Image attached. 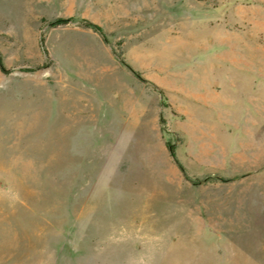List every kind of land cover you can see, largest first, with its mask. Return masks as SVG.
Listing matches in <instances>:
<instances>
[{"label": "rangeland", "instance_id": "rangeland-1", "mask_svg": "<svg viewBox=\"0 0 264 264\" xmlns=\"http://www.w3.org/2000/svg\"><path fill=\"white\" fill-rule=\"evenodd\" d=\"M0 55V264H264V0H0Z\"/></svg>", "mask_w": 264, "mask_h": 264}, {"label": "trees", "instance_id": "trees-1", "mask_svg": "<svg viewBox=\"0 0 264 264\" xmlns=\"http://www.w3.org/2000/svg\"><path fill=\"white\" fill-rule=\"evenodd\" d=\"M86 24H87V26H89V27H92V28H94V29H96V30H99V28H98L97 26H95V25H93V24H91V23L86 22ZM42 48H43V52L46 54L47 52L45 51L43 45H42ZM0 67H1L2 69H4V65H3V63H2L1 55H0ZM168 148H169V151H170L171 156L175 157V149H174V147H173L172 145H168Z\"/></svg>", "mask_w": 264, "mask_h": 264}]
</instances>
